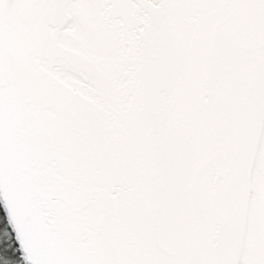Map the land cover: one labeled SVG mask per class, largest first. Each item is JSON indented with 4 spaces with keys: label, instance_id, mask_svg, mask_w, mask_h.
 <instances>
[{
    "label": "snow or ice",
    "instance_id": "1",
    "mask_svg": "<svg viewBox=\"0 0 264 264\" xmlns=\"http://www.w3.org/2000/svg\"><path fill=\"white\" fill-rule=\"evenodd\" d=\"M0 264H264V0H0Z\"/></svg>",
    "mask_w": 264,
    "mask_h": 264
}]
</instances>
